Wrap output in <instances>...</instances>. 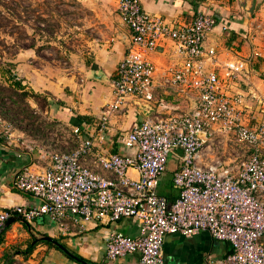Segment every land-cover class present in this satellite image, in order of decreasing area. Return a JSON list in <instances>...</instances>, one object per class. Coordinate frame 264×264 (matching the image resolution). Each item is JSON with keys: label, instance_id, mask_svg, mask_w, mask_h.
I'll return each instance as SVG.
<instances>
[{"label": "built area", "instance_id": "obj_1", "mask_svg": "<svg viewBox=\"0 0 264 264\" xmlns=\"http://www.w3.org/2000/svg\"><path fill=\"white\" fill-rule=\"evenodd\" d=\"M115 12L129 42L110 81V101L91 134L70 130L72 149L45 152L47 166L41 172L24 166L13 175L11 188L37 203L1 210L0 232L10 218L46 221L62 238L90 222L131 219L136 235L111 234L105 261L136 254L137 264H163L164 235L190 238L205 232L230 246L216 264H264V121L251 128L244 120L247 105L238 81L245 79L246 61L219 65L215 51L204 46L216 21L209 13L196 11L189 23L174 26L144 12L138 0H117ZM165 40L172 42L175 60L160 69L158 86L184 101L175 112L158 107L165 104L152 95L155 68L145 58ZM249 96L264 106V96ZM127 103L148 105L153 112L117 136L118 145L133 149L132 155L103 153L99 145L111 131L109 119ZM0 139L31 150L2 120ZM224 141L236 151L237 163H223L208 152ZM173 150L180 152L171 175L178 194L168 204L156 186Z\"/></svg>", "mask_w": 264, "mask_h": 264}, {"label": "crops", "instance_id": "obj_2", "mask_svg": "<svg viewBox=\"0 0 264 264\" xmlns=\"http://www.w3.org/2000/svg\"><path fill=\"white\" fill-rule=\"evenodd\" d=\"M138 2L144 12L174 26L189 23L196 11L213 15L216 18L215 25L204 39V46L215 51L219 65L231 59L246 61L245 79L238 81V87L247 105L244 120L251 128L264 121V106H259L249 96V93L264 96V39L263 42L260 40L261 36L264 38L262 35L264 8L250 15L242 12L241 9L233 8V5L227 7L222 0H138ZM75 3L77 8L86 14L82 17L81 29L87 33L85 41L87 49L80 58L75 75L64 83L60 90L51 93L57 103H48L45 113L70 130L79 128L82 133L91 134L99 111L110 101V81L119 60L125 53L129 32L120 24L116 16L117 0H75ZM145 58L155 68L152 95L161 98L165 104L163 109L162 106L158 107L164 112L181 110L185 105L184 101L163 94L158 86L160 69L175 60L172 42L169 40L160 42L154 52L145 54ZM19 60L23 61L24 57ZM90 70L98 73L101 79H86ZM217 72L222 73V69ZM25 77L31 79L34 75L28 74ZM34 79L31 81L33 86H35ZM142 119L134 103L125 104L120 114L110 117L111 131L105 141L99 145V150L120 156L132 155L133 149H123L118 145L117 136L130 130ZM14 138L18 139V143L23 141L21 138ZM179 157V150H173L168 155L165 169L157 180L156 192L168 204L173 202L178 194L171 175L178 167ZM206 157V160L210 159L209 156ZM24 166H28L34 172H41L47 166L45 152L33 151L32 148L25 149L14 141L6 145L4 139H0V211L14 205L30 207L37 203L32 196L17 192L10 186L13 175ZM136 232L137 226L133 220L121 219L116 222H90L84 224L80 232L73 231L69 236L62 238L54 233L52 225L46 221L31 223L28 226L15 221L4 227L0 235L3 246L14 242H25L29 237L54 236L62 238L61 245L89 262L137 264L136 254L125 255L110 262L103 258L104 244L111 234L120 233L131 238ZM44 247L45 255H49L52 251L54 258L56 255L61 256L55 250ZM229 252V244L216 241L205 232L190 238H182L176 234L163 236V264H216Z\"/></svg>", "mask_w": 264, "mask_h": 264}, {"label": "rangeland", "instance_id": "obj_3", "mask_svg": "<svg viewBox=\"0 0 264 264\" xmlns=\"http://www.w3.org/2000/svg\"><path fill=\"white\" fill-rule=\"evenodd\" d=\"M222 1L227 7L233 5L251 14L264 8V0ZM83 16L86 14L77 8L75 0H0V66L13 64L10 73H14L23 91L41 96L37 100L22 96L0 76V120L10 126L11 135L21 138L33 151H68L75 145L70 128L50 118L45 109L48 103H57L51 93L75 75L87 49V33L81 29ZM263 39L261 36V42ZM22 57L24 60H19ZM28 74L34 75L35 86L33 78L25 77ZM209 149L223 163L235 164L239 160L227 141L210 145ZM31 240L29 237L25 242L0 244V264L72 263L61 256L54 258L52 251L45 255L42 244L30 254H22ZM3 253L7 258L1 260Z\"/></svg>", "mask_w": 264, "mask_h": 264}, {"label": "trees", "instance_id": "obj_4", "mask_svg": "<svg viewBox=\"0 0 264 264\" xmlns=\"http://www.w3.org/2000/svg\"><path fill=\"white\" fill-rule=\"evenodd\" d=\"M250 15H251V13H250ZM12 66H13V64H6V63H4L3 66H0V76L3 77L4 81L8 82L9 87H11L13 90L20 91V94L22 96H28V97L32 98L33 100H37L38 98H40L41 96H39V94H37V93H34V92H24L23 91V87L20 84V82L18 80H16V78L14 76V73H10V71H11L10 70V67H12ZM41 99L43 101H45V98L44 97L41 98ZM42 106L43 105H41V108L44 107V106L43 107ZM23 224H26L27 226L30 225V224L25 223V222H23ZM44 236L45 235H42L41 237H44ZM53 240L57 241L58 243H61L62 238H54ZM1 242H2V238H1V235H0V244H1ZM38 244H42V245L46 246L47 248H51V249L55 250L61 256H63L66 260L71 261V262H74L76 264H96V263L89 262V261L81 258L80 256H78L77 254H75L74 252L70 251L68 248L65 247L67 249V251L73 256V257H69V256L65 255L63 252H61L53 244H51L49 242H46V241L40 240V237H38V238L33 237L32 240L30 242H28V244L26 246V251L22 252V254H30L31 251L34 249V247L36 245H38ZM6 258H7L6 257V254L3 253L2 256H1V260H4Z\"/></svg>", "mask_w": 264, "mask_h": 264}, {"label": "water", "instance_id": "obj_5", "mask_svg": "<svg viewBox=\"0 0 264 264\" xmlns=\"http://www.w3.org/2000/svg\"><path fill=\"white\" fill-rule=\"evenodd\" d=\"M97 79V80H100L101 78L99 77V74L96 73L95 71L93 70H90L87 75H86V79ZM137 111L141 114V116L144 118V117H147L150 113L153 112V109L148 106V105H144V104H138L137 105ZM15 221H18L17 218H10L8 219L3 228L8 226L9 224L15 222ZM40 240L42 241H46V242H49L51 244H53L54 246H56L61 252H63L65 255L69 256V257H73L68 251L67 249L61 245L60 243H58L57 241L53 240L52 238H49L47 236L45 237H41Z\"/></svg>", "mask_w": 264, "mask_h": 264}]
</instances>
